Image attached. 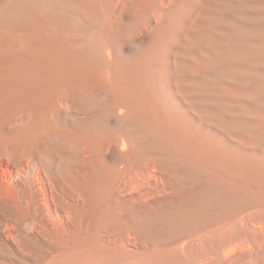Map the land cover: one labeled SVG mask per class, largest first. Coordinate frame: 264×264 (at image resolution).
Segmentation results:
<instances>
[{
	"label": "bare ground",
	"instance_id": "6f19581e",
	"mask_svg": "<svg viewBox=\"0 0 264 264\" xmlns=\"http://www.w3.org/2000/svg\"><path fill=\"white\" fill-rule=\"evenodd\" d=\"M0 264H264V0H0Z\"/></svg>",
	"mask_w": 264,
	"mask_h": 264
}]
</instances>
